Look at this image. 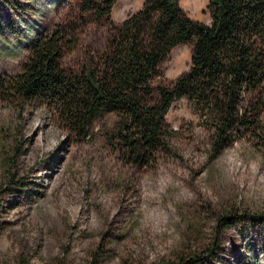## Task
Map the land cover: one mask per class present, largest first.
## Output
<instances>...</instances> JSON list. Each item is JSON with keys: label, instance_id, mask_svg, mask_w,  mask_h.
Instances as JSON below:
<instances>
[{"label": "rangeland", "instance_id": "374dc122", "mask_svg": "<svg viewBox=\"0 0 264 264\" xmlns=\"http://www.w3.org/2000/svg\"><path fill=\"white\" fill-rule=\"evenodd\" d=\"M145 0H118L120 25ZM210 0H180L209 22ZM80 0H0V74L19 72L36 35L78 20L63 65L80 69L105 49L106 23L81 18ZM178 46L158 85L191 67ZM117 117L98 119L88 138L47 109L0 97V264H264V131L217 157L187 100L173 104L172 153L154 167L123 163L109 142ZM264 125V114H263ZM244 216L227 227L221 218Z\"/></svg>", "mask_w": 264, "mask_h": 264}, {"label": "trees", "instance_id": "16d2710c", "mask_svg": "<svg viewBox=\"0 0 264 264\" xmlns=\"http://www.w3.org/2000/svg\"><path fill=\"white\" fill-rule=\"evenodd\" d=\"M117 1L80 0L81 18L108 26L104 50L90 52L80 69L66 68L78 20L56 23L28 45L19 72L0 74V97L47 109L81 140L98 119L115 115L108 142L136 167H154L173 152L167 115L182 99L210 133L214 157L264 131V0H210L209 22L191 18L180 0H145L120 25L111 17ZM181 45L191 48L190 69L171 86L158 85ZM242 217L221 221L230 227Z\"/></svg>", "mask_w": 264, "mask_h": 264}]
</instances>
